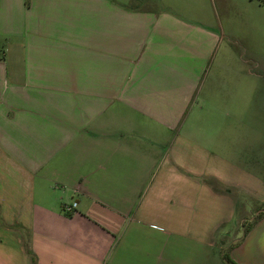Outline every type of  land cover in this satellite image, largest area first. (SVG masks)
Instances as JSON below:
<instances>
[{"label": "crops", "instance_id": "1", "mask_svg": "<svg viewBox=\"0 0 264 264\" xmlns=\"http://www.w3.org/2000/svg\"><path fill=\"white\" fill-rule=\"evenodd\" d=\"M155 3L0 0V264H169L264 203L223 36ZM230 244L264 264V215Z\"/></svg>", "mask_w": 264, "mask_h": 264}, {"label": "rangeland", "instance_id": "2", "mask_svg": "<svg viewBox=\"0 0 264 264\" xmlns=\"http://www.w3.org/2000/svg\"><path fill=\"white\" fill-rule=\"evenodd\" d=\"M159 7L177 13L185 20L214 28L223 40L216 48L218 57L229 58L226 68L217 74H232V105L243 112L228 113L232 122L236 118L253 125L249 137L264 143V0H153ZM155 3V4H156ZM242 59V60H241ZM245 60V62H244ZM246 63V64H245ZM247 78L237 81L240 74ZM248 88V92H247ZM244 106V107H243ZM211 114L213 121H221L225 115ZM251 204V202L249 201ZM246 203L241 224L228 225V240L210 246L188 238H169V264H224L223 249L234 239H242L244 229L252 218L264 211V203L255 208ZM262 216L259 218L261 219ZM259 219L257 221H259ZM226 246V247H225ZM229 254V253H228Z\"/></svg>", "mask_w": 264, "mask_h": 264}, {"label": "trees", "instance_id": "3", "mask_svg": "<svg viewBox=\"0 0 264 264\" xmlns=\"http://www.w3.org/2000/svg\"><path fill=\"white\" fill-rule=\"evenodd\" d=\"M264 215V212H260L257 215H255L252 220L248 223L247 227L244 229V233L242 234L244 237L247 232L252 228V226L254 225V223L261 217ZM229 249H223L221 252V258L224 262V264H243V263H237L234 260H232L228 254Z\"/></svg>", "mask_w": 264, "mask_h": 264}, {"label": "built area", "instance_id": "4", "mask_svg": "<svg viewBox=\"0 0 264 264\" xmlns=\"http://www.w3.org/2000/svg\"><path fill=\"white\" fill-rule=\"evenodd\" d=\"M76 205H77V202L76 201L65 202L63 204L62 210L64 212L70 213V212H72L76 208Z\"/></svg>", "mask_w": 264, "mask_h": 264}]
</instances>
